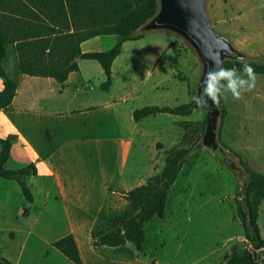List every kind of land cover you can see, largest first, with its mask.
<instances>
[{"label":"rangeland","instance_id":"1","mask_svg":"<svg viewBox=\"0 0 264 264\" xmlns=\"http://www.w3.org/2000/svg\"><path fill=\"white\" fill-rule=\"evenodd\" d=\"M208 9L217 31L228 33L240 49L264 57V0H209ZM116 63L115 84L127 93L128 102L114 114L101 107L67 117L73 129L68 136L66 130L60 133L57 155L51 161L66 193L62 198L51 179L29 178L34 202L26 204V217L2 213L0 254L19 256V264H74L52 246V240L71 230L86 264H224L232 245L252 248L237 215L246 174L242 170L239 176L207 149L184 159L168 196L165 217L146 225L143 252L135 256L131 242L118 248L92 246L90 234H99L104 221L120 214L127 205L123 193L140 184L135 180L137 170L149 166L150 176L159 173L167 151L180 141V124L204 121L198 109L187 116H147L140 120V136H135L124 154L119 141L131 133V128L123 105L134 110L193 101L199 66L189 49L165 32L145 33L129 42ZM92 65L98 64L81 61L88 88L99 90L102 70L98 72ZM255 74L256 85L251 92L240 99L231 93L220 99L226 115L219 138L237 165L238 155L248 167L264 173V74ZM63 120L60 123H65ZM84 121L88 123L85 128ZM105 136H109L106 141L101 139ZM15 184L16 190L4 198L19 210L25 202ZM257 223L264 238V199ZM259 258L264 264V250Z\"/></svg>","mask_w":264,"mask_h":264},{"label":"trees","instance_id":"2","mask_svg":"<svg viewBox=\"0 0 264 264\" xmlns=\"http://www.w3.org/2000/svg\"><path fill=\"white\" fill-rule=\"evenodd\" d=\"M155 8L156 0H0V78L3 83L0 110L5 114L10 110L18 86V78L8 76L3 67L10 51L14 53L17 74L50 77L60 86L70 72L79 70L78 58L94 60L104 74L100 88L107 91L112 83L113 60L121 53L124 42L140 38L132 36V32L154 13ZM100 34H114L115 44L104 51L82 52L81 43ZM249 64L255 73L264 74V64ZM223 67L242 71L243 65L240 61H227ZM192 102L142 106L133 111V120L138 122L162 113L187 116L192 111ZM222 111L223 120L226 110L222 108ZM204 123L183 121L180 124L183 129L180 141L167 151L162 170L123 194L126 207L120 214L104 221L99 234L92 233V245L120 247L131 242L137 251L144 250L146 225L154 218L165 217L168 196L181 170L184 155L201 136ZM15 140L13 134L0 138V178L17 182L25 202L21 215L26 217V204L34 200L27 180L35 176L37 170L33 163L25 166L8 164ZM230 152L234 154V151ZM237 158L246 174L240 190L243 198L237 202V215L252 248L232 245L224 264H262L259 252L264 250V238L257 219L259 205L264 199V173L248 167L238 155ZM52 246L74 264H82L72 234L55 240ZM0 264L13 262L1 257Z\"/></svg>","mask_w":264,"mask_h":264},{"label":"crops","instance_id":"3","mask_svg":"<svg viewBox=\"0 0 264 264\" xmlns=\"http://www.w3.org/2000/svg\"><path fill=\"white\" fill-rule=\"evenodd\" d=\"M131 41H126L123 43L121 53L112 62V83L107 91H104L100 88V84L104 81V74L102 68L97 67L100 66L98 63L97 66H92L93 69L97 71L100 70L99 68L102 70L100 71L102 73H99L101 77L100 79H102L98 81L99 90H91L88 88L90 86L88 85V80H85L87 77L83 73L81 66V61L86 59L82 58L77 59L79 70L70 72L67 80L62 86H60L50 77L17 74L15 71L14 53L10 51L7 58L3 61V67L8 76L18 78V86L16 94L11 102L10 110L6 114L0 110V138L6 137L9 134L16 136V140L12 144L8 156V164L10 166H25L29 163H33L36 167L37 174L35 176H31L30 178L51 179V185L57 189L59 193H61L63 198V195L66 193V187L59 178V173L56 170V166L53 164V162H51L52 159L57 155V150H55V148L59 147V135L60 133L63 134V131L65 134L66 130L68 131V136L73 129V124L67 123V117L71 119L72 116L75 117V115L78 114L88 113L101 107L106 109V111H109L110 109V111L114 114L115 111L120 110L122 104H126L128 102V99L126 98L127 93H123L122 89H119V87L115 84L114 75L116 72V62L118 57L122 54L126 45ZM115 42L116 36L114 34H100L84 40L80 47L82 52H97L111 48ZM2 88L3 83L0 78V90ZM130 94L137 97L141 95V92H134L133 94L130 92ZM99 98L100 100H98ZM123 107H125L127 110V112H125L127 113V117L125 119L128 121L131 128V133L122 139L120 138L121 142L119 141V145H123L124 154H126V152L129 150V146L133 145L135 136H140L138 131L140 121L135 122L133 120V116L130 117L135 109L132 110L130 105L128 107L123 105ZM109 115L112 116L111 113H109ZM62 120L65 121V123H60ZM87 124L88 123L84 121L82 127H87ZM83 136L84 135L81 137ZM108 137L109 136L101 137V139L106 141ZM147 168L148 169L137 170L135 178L137 183H144L146 178L151 175L149 166ZM145 172L148 174H146L145 178L143 177L140 182H138L140 176H144L143 174H145ZM133 187L135 186H132L131 188ZM16 188V184L13 180H3L0 178V217L3 215L2 213H7L9 216H22L21 208L19 210L18 208H14V206H12L4 198L5 194H7L9 191L16 190ZM130 189H127L125 192ZM68 234L73 235L77 244L74 231L71 230L65 233L63 236ZM91 235L92 233L90 234V238ZM57 239L52 240V243ZM141 252L143 251L136 250L135 256L137 253ZM1 257L12 261L13 264H19L20 261L19 256L0 254V258ZM80 257L82 264H86L87 261L83 260L81 253Z\"/></svg>","mask_w":264,"mask_h":264},{"label":"water","instance_id":"4","mask_svg":"<svg viewBox=\"0 0 264 264\" xmlns=\"http://www.w3.org/2000/svg\"><path fill=\"white\" fill-rule=\"evenodd\" d=\"M208 2L209 0H156L154 13L132 32L134 37L149 32L169 33L189 49L199 66L194 83V96L199 95L203 77L212 66L213 59L221 60L223 66L227 61L241 60L264 64V57L240 49L232 43L228 33L215 29ZM208 105L205 109L192 102V109L202 111L205 123L201 136L184 155V159L201 149H207L222 165L241 176V167L224 149L219 138L222 107L220 104L214 105L212 101Z\"/></svg>","mask_w":264,"mask_h":264},{"label":"clouds","instance_id":"5","mask_svg":"<svg viewBox=\"0 0 264 264\" xmlns=\"http://www.w3.org/2000/svg\"><path fill=\"white\" fill-rule=\"evenodd\" d=\"M241 63L242 73L235 67L225 68L221 60L213 59L212 66L203 77L199 95L192 98L194 103L207 109L209 101L217 105L227 93L240 99L244 93L251 92L256 85L255 69L246 61L241 60Z\"/></svg>","mask_w":264,"mask_h":264}]
</instances>
